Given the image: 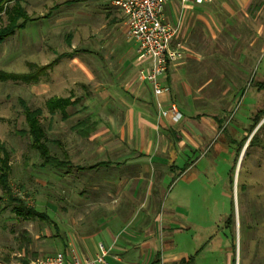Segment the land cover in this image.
<instances>
[{"label": "crops", "instance_id": "obj_1", "mask_svg": "<svg viewBox=\"0 0 264 264\" xmlns=\"http://www.w3.org/2000/svg\"><path fill=\"white\" fill-rule=\"evenodd\" d=\"M21 3L25 9L26 0ZM79 5L90 21L106 20L98 26L108 27L103 38L112 46L79 45V28L73 25L65 33V49L56 50L50 37L55 24H75L81 16L70 10L58 17L56 11ZM42 7L46 12L36 17L25 9L33 19L20 28L37 23L23 36L25 53L49 50L48 60L25 62L33 67L30 72L41 74L27 82L39 103L30 106L20 99L41 110L50 154L70 162L65 170L43 166L36 152L37 165L51 169L56 192L65 184L66 202L30 205L45 216L20 218L42 226L20 229L17 260L7 264H26L57 251L82 260L94 257L100 245L108 249V264H195L200 246L213 240L212 220L204 221L201 210L213 200L218 180V162L209 151L246 86L245 60L264 51V0L168 1L163 17L176 26L172 46L184 55L160 77L158 96L139 74L148 62L113 0H54ZM255 86V94L264 89L260 81ZM156 101L162 108L174 102L181 117L159 116ZM246 127L241 124L243 137L233 144L246 137ZM216 247L221 264H242L235 250L230 256L220 233Z\"/></svg>", "mask_w": 264, "mask_h": 264}, {"label": "rangeland", "instance_id": "obj_2", "mask_svg": "<svg viewBox=\"0 0 264 264\" xmlns=\"http://www.w3.org/2000/svg\"><path fill=\"white\" fill-rule=\"evenodd\" d=\"M51 1L54 0H26L25 9L32 10L33 12L29 15L36 17L46 12V8L42 5L50 4ZM8 6L9 3H5L0 10V26L7 21L4 10ZM84 9L86 8L82 5L70 8L61 6L59 11H56L55 15L58 17L70 14V10L71 13L76 12L81 15L75 24L68 22L55 24L56 29L50 37L53 38L52 43L56 44L57 51L65 49L64 36L67 29L73 25L79 28L76 30L80 39L79 45L83 47L112 46L111 39H104L107 38L104 36L108 27L104 25V28L100 30L98 26L99 21L106 23V20L103 17L94 16L90 21L87 16L83 15ZM84 22L89 23L84 25ZM36 25L37 23L32 21L27 29H18L14 35L0 42L1 72L30 73L33 67H27L25 62L38 63L48 60V49H44L41 55L35 56L25 53L22 48L23 36L27 37L30 28ZM87 25L92 31H86ZM93 27L96 29L93 30ZM40 36L43 41L47 40L44 34L40 33ZM244 66L246 69L244 73L247 74L246 86H244L239 102L234 104V109L226 122V129L215 136V141L209 151V154L215 156L218 162V180L215 183L213 181V200L207 207L203 201L204 207L201 210L204 211L202 217L204 221L212 220L211 238L213 240L204 242L200 246V253L195 264H221L222 255L220 249L216 247L219 233L226 239L231 257L235 250L242 264L244 261L249 264H264V117H262L264 116L262 115L264 113V89L260 90V94H255L256 83L260 81L264 84V51L257 55L250 54ZM40 75L34 73L32 79ZM20 98L27 100L30 106L39 103V100L32 97L30 87L25 80L0 79V142L3 143L9 155L11 191L29 205L41 206L43 203L41 201H54L59 206L64 205L66 202L65 184L59 192H56L51 182V169L37 165L39 157L36 151L29 146V138L19 133V130L26 128L22 107L19 103ZM254 115H260L262 118L251 130V125L255 120ZM242 123L247 124L245 130L247 140L243 149L240 148L237 153L239 145L231 141L243 137L240 133L242 128H239ZM254 132H256L255 136L249 141ZM6 201V194L0 186V264H7L12 259L17 260L18 233L22 227L26 226L36 231L37 224L42 226V223L36 219L24 221L18 217L9 206L4 207ZM228 216H231V222L226 223Z\"/></svg>", "mask_w": 264, "mask_h": 264}, {"label": "built area", "instance_id": "obj_3", "mask_svg": "<svg viewBox=\"0 0 264 264\" xmlns=\"http://www.w3.org/2000/svg\"><path fill=\"white\" fill-rule=\"evenodd\" d=\"M168 1L170 0H113V4L125 16L127 34L135 41L137 52L148 62L145 69L139 70V74L149 84L155 96L163 91L160 77L168 65L184 55L177 46H172L176 26L163 17V9ZM180 1L184 3L186 0ZM209 1L211 0H194L195 3ZM156 104L159 116H170L173 120L181 117L174 102L167 108H162L159 101ZM107 254L108 249L100 245L95 256L91 258L81 260L74 255L69 257L64 251H57L32 259L26 264H108Z\"/></svg>", "mask_w": 264, "mask_h": 264}, {"label": "trees", "instance_id": "obj_4", "mask_svg": "<svg viewBox=\"0 0 264 264\" xmlns=\"http://www.w3.org/2000/svg\"><path fill=\"white\" fill-rule=\"evenodd\" d=\"M21 2L22 0H0V10L2 9L3 4L9 3V6L4 10L7 21L3 26H0V42H2L6 37L12 35L17 29L24 27L27 21L33 19L26 13ZM32 74H34V72L16 74L11 72L4 73L0 71V79L17 78L29 82L32 80ZM19 103L22 106L26 124V128L19 130V133L22 136H27L29 138L30 146L38 153L39 157L41 158L42 165L49 166L57 170L67 169V166L70 165V162L67 159H58L57 157L51 155L45 145V134L41 125V110L38 108H30L26 105L23 99H19ZM63 103H66V101H63ZM262 115H264V113H262ZM253 119L255 120L254 124L251 125V130L261 118L260 115H256V117ZM255 133L256 132L252 134L249 141L252 140V138L255 136ZM246 138L247 137L243 138V140L239 143L237 153L239 152L241 144L246 140ZM10 169L9 155L5 150L3 143L0 142V186L7 197L4 207L9 206L17 216L22 218H33L36 216L43 218L45 216L43 213L37 212L33 206L28 205L23 199L12 193L9 184ZM227 222H231V216L227 217L226 223ZM189 261L190 260L187 262L185 260H181L178 264H187Z\"/></svg>", "mask_w": 264, "mask_h": 264}]
</instances>
